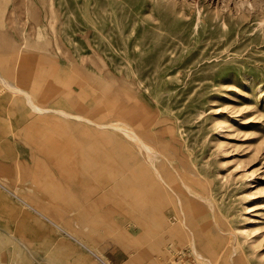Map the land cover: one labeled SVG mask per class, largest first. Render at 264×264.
I'll return each instance as SVG.
<instances>
[{
	"label": "rangeland",
	"instance_id": "rangeland-1",
	"mask_svg": "<svg viewBox=\"0 0 264 264\" xmlns=\"http://www.w3.org/2000/svg\"><path fill=\"white\" fill-rule=\"evenodd\" d=\"M0 72L93 121L0 81V264H264V0H0ZM130 94L212 206L178 178L137 208L98 125Z\"/></svg>",
	"mask_w": 264,
	"mask_h": 264
},
{
	"label": "bare ground",
	"instance_id": "bare-ground-1",
	"mask_svg": "<svg viewBox=\"0 0 264 264\" xmlns=\"http://www.w3.org/2000/svg\"><path fill=\"white\" fill-rule=\"evenodd\" d=\"M0 81L3 83L2 85L6 89L11 90L14 93L20 92L24 96V98L27 100V103L30 105V107L34 111H36V113L37 112L43 113V112L53 111V113L57 112V113L61 114L62 116H67L71 119L72 118L81 119V120L84 119L83 117L81 118L80 115L70 114L64 110L54 109V108L51 109L48 106H40L34 100V98L32 97L31 93L28 90H26L24 88L17 87L14 84H12L10 81H8L1 74V72H0ZM129 96H131V97L128 99L127 104H125V102L123 101V99L121 97L118 99V102H117L118 110L115 111L117 113V117H116L115 121H113L111 124H98V125L100 127L107 125L106 128H108V127L113 128L115 134L109 135L108 139H109V144H111V146H115V148L113 150L114 157H116L122 163H126V157L128 158L127 162H128V167L130 168L129 172H131L133 174L132 175L133 179L131 178L133 180V184H132L133 187L132 188H134L133 194L135 196V199L134 198L133 199L136 200L137 208L142 206L141 205L142 202L140 201L139 196L141 195L143 189H149L151 186L152 187L159 186V189L163 188V189H167L168 191H171V192H176L177 190L175 191V189H176L175 187H177V186H175L174 180L178 179V178L181 179L183 187H185L186 189H188L189 191H192L194 193L192 195H194V196L196 195V197L204 200V202L207 201V204H208V201H210V200H208V198L205 197L204 194L208 193L207 191L209 189V186L202 183L201 181H198L197 178L199 177V174L190 165V163L188 162V159L186 157L180 155V157H178L179 160L176 163L171 161L172 156L176 157L179 155L176 152V148H175V145L177 144V142H176L177 138L174 134L173 128L171 129L168 126L163 128V129L158 128V125L162 122H159L157 120V118H156L157 116H155L154 113L151 112L152 108H150V107H148L146 110H144L142 112L135 113L134 111L137 107L136 103H138L139 98L134 97L132 94H130ZM15 104H17V103H15ZM30 112H31V110H30ZM85 121L93 122L91 119H86ZM76 126H77V124H76ZM113 138L116 139V144L112 143ZM102 145H104V144H102ZM102 148H105V146ZM106 149H107V147H106ZM165 151H168V153ZM106 152H107V150H106ZM175 160H177V159H175ZM103 162L105 163V160L102 161V163ZM107 163H109V162L107 161ZM109 164L107 165V167H109L111 165V164L110 165ZM116 166H118V165H116ZM121 166H122V170L125 169V167L123 168V164H121ZM121 166H120V168H121ZM113 168H115V165H114V167H112V169ZM115 169H113V170H115ZM188 174L195 176L194 181L199 182L200 190H197V189L194 190V186L190 182L185 181V179H186L185 176H188ZM115 175H117V174H115ZM126 176L128 177L129 175H126ZM123 180H125V178ZM123 182L124 181L120 180V183H123ZM141 188H142V190H141ZM162 192H163V190H162ZM129 194H131V193L129 192ZM151 194H154L153 190H151ZM189 194H190V192H189ZM21 202H24L26 204V205L25 204L24 205L26 207H28L29 209L35 210L37 212V214L40 217V218H38V221H39L38 224H40L38 226H40V227L46 226V222H44V221L50 220L47 215H45L44 213L35 209L34 206L27 203L23 199H21ZM131 204H133V202ZM164 205H165V203H164ZM210 205L212 206L213 202ZM182 206H183V204H182ZM51 222H52V220H51ZM57 229H60V227L58 225H57ZM242 231L246 232V229H244ZM67 235L70 236L71 239L73 238V240H76V242H78L79 246L82 245V246H84V248H87L85 246L86 244H84L78 238H76V237H74L68 233H67ZM192 239H193L192 245L196 249L197 257H199L203 261L210 262L209 259H207L206 257H204L203 255H201L199 253L197 244L195 242V236ZM101 262L103 264H107L104 260H101Z\"/></svg>",
	"mask_w": 264,
	"mask_h": 264
}]
</instances>
